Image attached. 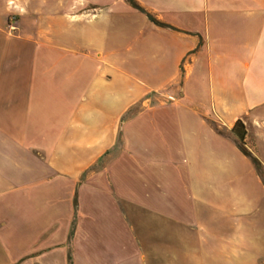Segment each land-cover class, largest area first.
<instances>
[{"label":"crops","instance_id":"obj_1","mask_svg":"<svg viewBox=\"0 0 264 264\" xmlns=\"http://www.w3.org/2000/svg\"><path fill=\"white\" fill-rule=\"evenodd\" d=\"M0 264H264V0H0Z\"/></svg>","mask_w":264,"mask_h":264},{"label":"built area","instance_id":"obj_2","mask_svg":"<svg viewBox=\"0 0 264 264\" xmlns=\"http://www.w3.org/2000/svg\"><path fill=\"white\" fill-rule=\"evenodd\" d=\"M17 30H18L17 16L16 15H10L9 23H8V33L9 34H15ZM168 98L170 100H175L176 96L173 94H168Z\"/></svg>","mask_w":264,"mask_h":264},{"label":"trees","instance_id":"obj_3","mask_svg":"<svg viewBox=\"0 0 264 264\" xmlns=\"http://www.w3.org/2000/svg\"><path fill=\"white\" fill-rule=\"evenodd\" d=\"M139 8V7H138ZM155 20V19H153ZM238 124H241V121H238ZM234 132L236 133L238 139H239V145L242 147V150L244 151V153H246L249 156H252L242 145L245 135H246V130L243 128L242 131H240L237 127H234ZM254 161L257 162V160L253 157Z\"/></svg>","mask_w":264,"mask_h":264},{"label":"rangeland","instance_id":"obj_4","mask_svg":"<svg viewBox=\"0 0 264 264\" xmlns=\"http://www.w3.org/2000/svg\"><path fill=\"white\" fill-rule=\"evenodd\" d=\"M13 15H16V14H13ZM17 20H18V18H17ZM18 25V24H17Z\"/></svg>","mask_w":264,"mask_h":264}]
</instances>
